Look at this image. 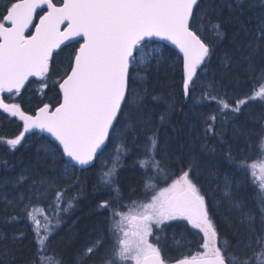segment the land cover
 <instances>
[{
    "label": "snow or ice",
    "instance_id": "obj_1",
    "mask_svg": "<svg viewBox=\"0 0 264 264\" xmlns=\"http://www.w3.org/2000/svg\"><path fill=\"white\" fill-rule=\"evenodd\" d=\"M259 3L264 5V0ZM256 6L257 0H9L0 12V110L17 119L22 130L4 143L16 150L27 144L26 137L47 135L40 137L35 162L6 181L11 189L0 183V203L5 211L23 205L20 215L5 222H31L36 264H46L49 254L56 256L50 237L64 216L77 210L82 187L75 195L66 193L80 184L77 172L96 167V161L101 165L98 183L108 193L96 209L106 214L108 227L85 234L74 264H97L93 257L98 254V264H170L163 252L167 238L162 226L177 229L172 236L177 245L178 234L183 240V233L194 230L201 238L200 250L174 264H264V159L249 164L234 156L225 140L231 124L233 140L243 138L251 150L249 130L243 122L232 121L253 119V103L264 102V7L247 22L241 18ZM229 29H234L232 39L239 46L217 56V45ZM165 42L179 50L175 60L165 55ZM73 45L78 47L61 68L60 53ZM161 69L173 77L168 86L179 89L189 112L170 103L159 115L160 124L178 112L189 128L190 150L208 139L227 145L225 159L238 174L250 176L257 189L258 215L253 209L245 211L243 201L226 190L228 211L238 214L231 239L218 230L217 205L209 203L196 182L204 164L191 151L183 159L170 138H161L145 103L149 82ZM177 70L179 80L174 79ZM52 91L55 103L45 102ZM29 93L40 97L31 112L22 104ZM255 119L264 121V113ZM257 135L256 147L264 157V122ZM116 142L112 166L104 170L105 156L112 155L109 148ZM128 155L143 157L134 159L132 167L141 168L144 201L131 207L123 203L119 176ZM49 164L45 172L38 171ZM173 168L180 170L179 178L159 187L157 181L176 175ZM41 199L49 202L48 211L33 205ZM106 239L110 250L105 249ZM57 264H63L62 257Z\"/></svg>",
    "mask_w": 264,
    "mask_h": 264
},
{
    "label": "trees",
    "instance_id": "obj_2",
    "mask_svg": "<svg viewBox=\"0 0 264 264\" xmlns=\"http://www.w3.org/2000/svg\"><path fill=\"white\" fill-rule=\"evenodd\" d=\"M9 0H0V12L4 11L5 6L8 4ZM264 7V5L259 3L257 0V6L253 10L242 15V19L246 22L250 17H254L259 9ZM225 15H227V9H225ZM254 24L250 23L249 27ZM234 29H229L226 33L225 38L217 45V56L222 57L226 52L231 53L234 49L239 46V41H233L232 31ZM78 47V45H73L72 48H66L60 53L61 61H64L60 67H67L66 58L72 53L73 49ZM165 55L171 57L175 60L177 53L170 48H166ZM217 61L213 60V66H215ZM242 79H247L246 77H241ZM173 77L168 74L165 69H161L158 78H153L149 82L150 95L146 97L145 103L148 105V109L151 111L153 120L156 126L160 129L161 138H170L171 147L173 149H178V155L183 154V159H187L189 151L195 156H198L204 167L197 170L198 179L196 180L198 186H200L203 194H206L210 204L217 205V214L215 219L218 223V230L222 235H226L228 239L232 238V227L238 223L237 213L235 211L229 212V200L225 195L226 190L230 192L232 197H235L244 204V210L253 209L258 215V206L256 201L257 189L253 184L251 177L241 176L236 172L234 167L229 164L225 159L224 148L227 146H221L216 139H208L206 142H197L192 145L191 150L188 147V125L183 122V117L179 116V113L175 114L170 122L160 124L159 115L165 111L168 104L177 103L181 104L186 113L189 112L188 107L181 103V98L179 95L178 88H171L168 85L171 83ZM174 79L179 80V71L177 70L174 75ZM246 91V90H245ZM152 96L161 97L159 100L152 99ZM39 95H33L29 93L25 95L22 104L26 111L31 112L38 106ZM57 99V94L55 91L48 93V98L45 102L55 103ZM264 102L256 101L252 106L253 119L245 120L241 117L239 121H232V123L243 122L246 129L250 132V138L252 142L251 150L248 149L247 145L244 143L243 138L239 141H234L232 138L231 124H229L225 140L228 144L232 146L233 155L238 158L244 157L247 163L251 164L254 161L260 160V152L257 150L256 144L258 143V133L261 131V119H255V117L260 116L264 113ZM214 107V105H213ZM22 130L20 122L15 118H9L7 114L0 111V183L3 184L4 190H10L11 184L6 183V181H11L13 178L17 177L24 168L29 167L36 160L37 147L42 142L40 135L37 133L36 136L27 138V144H22L16 150H11L5 143L4 140L8 138H14ZM202 143H206V148L202 147ZM118 146V142L110 146L109 152L112 153L108 156V164L105 166L104 170L112 166V157L115 156L114 149ZM128 148H132V145L127 144ZM123 152V149H121ZM132 152L135 149L132 148ZM134 159H143V157H136L134 155H128L123 157V163L126 167L119 170V176L121 180V188L123 191L125 205H129L134 202L136 198L140 196L142 192L141 181L143 177L141 175V168L137 165L135 168L132 167ZM4 162L7 164L5 167ZM96 164V163H95ZM52 165H44L38 169L39 172L43 173L47 169L51 168ZM212 169L214 175H210L206 169ZM100 170L99 166L89 168L87 171L77 172L80 177V184L76 187L69 188L66 193V197L75 195L77 192L81 191L82 196L79 199L77 210L72 213L71 216H64V222L61 224L60 228L50 237V249L54 252L56 256L49 254L45 257L46 264H57V258L62 257L63 264H74L77 249L84 242L83 237L90 229H98L101 231L107 230L108 224L105 215L98 213L96 205L102 200L108 199V193L105 191L102 185L98 183L97 173ZM176 173L175 176L169 178L167 182L172 179L179 178L180 170L173 168ZM228 177L226 183L225 177ZM39 178V177H35ZM162 184L163 181H157ZM165 182V183H167ZM131 185L132 191L129 188ZM8 199H12L9 195ZM34 206L48 211V201L45 200H34ZM20 207L18 206L15 210L9 208L5 211V205L0 203V235L3 239H0V259L3 260V264H36V252L37 243L34 238V233L32 231V226L30 221L20 220L19 222H5L9 220L13 215H20ZM126 208L121 209L125 211ZM229 223H225V221ZM23 233L21 237L20 234ZM196 236V235H195ZM13 237H17L14 239ZM198 241V238L196 237ZM199 242V241H198ZM110 242L106 239V244ZM200 244V242H199ZM109 249V248H108ZM194 253L195 251L186 250H173L169 255L171 260H175L189 253Z\"/></svg>",
    "mask_w": 264,
    "mask_h": 264
},
{
    "label": "rangeland",
    "instance_id": "obj_3",
    "mask_svg": "<svg viewBox=\"0 0 264 264\" xmlns=\"http://www.w3.org/2000/svg\"><path fill=\"white\" fill-rule=\"evenodd\" d=\"M1 112H2V110H0ZM108 156L109 155H107L106 154V156H105V159L107 160L108 159ZM261 159H264V157H260V160ZM96 164L99 166V168H101V165H100V162L99 161H96ZM157 184H158V186L159 187H166V186H168V184H170L171 183V181L170 182H167V183H165V182H162V184H159L158 182H156ZM143 191V190H142ZM142 201H144V196L142 195V192L140 193V196L138 197V198H136L135 200H134V202H142ZM134 202L133 203H131V204H129L128 206L129 207H131L133 204H134ZM125 211H127V208H126V210ZM172 224H176L177 222H171ZM162 227H164L165 228V236H166V242H165V246H164V248H163V252H164V254H165V256L166 257H170L169 255L171 254V249H173V250H175V249H177V247H179V245H177V244H175L174 242H173V240H172V236H173V233H174V229L173 228H169V227H167V226H162ZM155 234H158L157 232H156V230L154 229V235ZM196 235L197 236V238H198V241L200 242V235L199 234H197V233H195V231L193 230L192 231V235ZM179 236L177 235L176 236V238H178ZM180 238V237H179ZM150 239H152V238H150ZM179 241L181 242V240L179 239ZM197 246H199V245H197ZM109 248V249H108ZM105 249L106 250H110V244H106V246H105ZM170 249V250H169ZM190 250H193V251H196L195 250V248L194 247H190L189 248ZM93 259L97 262V264H98V262H99V254L98 255H96L95 257H93Z\"/></svg>",
    "mask_w": 264,
    "mask_h": 264
},
{
    "label": "flooded vegetation",
    "instance_id": "obj_4",
    "mask_svg": "<svg viewBox=\"0 0 264 264\" xmlns=\"http://www.w3.org/2000/svg\"><path fill=\"white\" fill-rule=\"evenodd\" d=\"M173 229L175 230L174 232L177 231V229H175V228H173ZM178 236L180 238L178 237L176 239L179 241V239L181 240V236L179 234H178ZM183 236H184V239L181 240L179 247H177V249H175V250L183 251V250L189 249L190 247H194L196 251L200 250L197 246V245H199V242L196 240L197 236H195V234L192 235V233L191 234L183 233ZM170 251H173V249H171Z\"/></svg>",
    "mask_w": 264,
    "mask_h": 264
},
{
    "label": "water",
    "instance_id": "obj_5",
    "mask_svg": "<svg viewBox=\"0 0 264 264\" xmlns=\"http://www.w3.org/2000/svg\"><path fill=\"white\" fill-rule=\"evenodd\" d=\"M165 43L167 44V47L173 49L179 55V50L177 48H175L174 45H171L169 42H165ZM41 135L46 136L47 134H41ZM170 264H174V261L173 262H170Z\"/></svg>",
    "mask_w": 264,
    "mask_h": 264
}]
</instances>
